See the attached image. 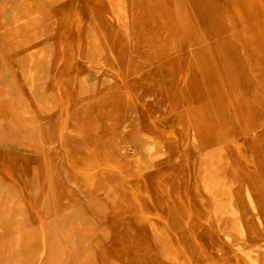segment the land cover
<instances>
[{"label": "bare ground", "instance_id": "bare-ground-1", "mask_svg": "<svg viewBox=\"0 0 264 264\" xmlns=\"http://www.w3.org/2000/svg\"><path fill=\"white\" fill-rule=\"evenodd\" d=\"M58 1L2 0L0 36L6 39L16 38L18 41L34 38V45L18 48L12 54L6 75L0 77V85L6 84L11 79V68L14 65L21 72L23 84L30 88L36 85L37 68L42 61L46 63L51 50V46L46 45L48 42L46 38L49 40L50 32L44 28L45 19L39 12ZM96 3L98 5L95 4L96 7L91 10L89 17L87 33L92 40L87 49L99 78L94 79L89 86L81 80L82 108L79 113L83 114L84 119L78 123L75 143L76 146H83L92 159L94 154L88 151L94 148L99 151L97 161L92 160V164L97 168L99 187L104 189L119 186L124 180L134 175L131 156L133 137L129 132L133 128V110L140 123L147 122L149 115H155V113L157 116L166 113H178L185 116L190 127L193 145L212 154L215 153L214 151H217V155L226 152L229 139L252 134L256 139L255 151L259 155L262 154L261 158L256 156V163L264 164V109L253 105L239 88V75L244 72L264 87L263 20L250 32L246 30L236 34L227 32L230 28H234L233 25L239 18L238 13L231 12L228 21L225 19L220 8L223 5L229 6L227 2L221 4L217 0H189L187 5L195 7L196 16L202 19L201 21H208L213 36L224 34L222 38L226 36L232 39V47H225L222 42H219L217 46H203L200 40L207 39V31H194L189 36L183 32L182 36L185 35L190 42L196 43V45H190L183 56H176L151 74L147 69L139 79H134L132 76L119 78L117 72L121 71L122 67L119 61V48L115 42L120 35L117 30L113 31L111 37L114 45H108L105 27L130 25L137 19L144 21V15L137 14L138 0H97ZM146 3L147 7L153 5L155 12L159 11L160 16L161 14L163 16L164 12L161 5L159 6L160 0H147ZM114 6L120 8L115 10ZM121 10L125 14L123 18ZM146 11L152 10L148 8ZM176 13L178 25L181 28L184 20L182 11L177 9ZM46 20L54 21L50 14ZM146 21H148L147 18ZM224 24H229L230 27ZM216 28L221 30L217 31ZM131 58L133 55L130 56L126 69L132 70L136 64L133 61L134 58ZM85 87L87 92L84 90ZM30 96V100L27 97L23 98L25 109L18 110L12 117L24 134L32 133L41 139V117L46 118L48 112L45 111L42 114L44 110L41 105L35 100L34 95ZM39 97L46 104L52 105L53 101L48 98V94ZM150 97L152 98L151 108ZM91 115L104 121L102 129L97 133L90 132L86 127L88 117ZM9 121L11 122V117ZM127 123H130L129 131L126 129ZM135 140L147 164L155 166L158 153L162 150L159 142L152 141L143 134L136 136ZM74 154L76 155L77 152ZM214 157L210 159L213 165L220 161L219 158ZM35 161L41 163L37 157ZM74 161L76 165L79 164V159L75 158ZM45 164L51 169L53 160H46ZM239 177L243 181V190L234 192L228 188L223 191L221 208H215L214 213L236 214L232 205L229 209H225L223 201L226 202L224 197L227 196L231 200L230 203L233 199L239 200L243 208H250L254 214L264 216L262 205L264 189L253 182L255 175L244 173ZM49 180L45 193L35 191L36 200L33 205H28L22 199L20 192L0 177V245L6 242L8 251H11L7 255L10 259L6 261V264H95L94 248L90 246L86 237L97 231L100 238H105L113 227L102 223L98 228L94 223L86 222L84 212L76 208L73 215L58 222L66 241L65 245H62L53 235L54 224L60 219L62 212L70 209L75 202L72 200L71 205L59 206L55 198L61 192L55 190L51 178ZM64 196L65 194H61V197ZM91 204L97 212L101 214L106 212L103 205L96 206L94 202ZM35 210L41 211L44 217L53 220L51 231L43 244L38 239L33 221L30 219V215H34ZM75 213H80V216L76 218ZM114 222L115 228L121 227L120 231L129 245L124 264H135V262L163 264L165 261L170 264H186L188 260L192 264H203L205 260L203 250L199 249L196 238L197 223H190L188 227L176 230L177 237L166 230L159 231L154 223H148L147 228L154 235V239L162 245L154 254L149 249L144 234L130 217L119 216ZM175 225L174 222L172 227ZM231 227L241 232L239 239L246 236L248 227L243 222L233 223ZM258 238L256 242H260V245L249 250L236 249V252L244 256L249 264H260L259 252L264 253V232ZM75 242L78 243L79 250ZM64 246L69 250L66 256L62 252ZM186 251L192 252L191 257L187 256ZM230 252L231 250L225 249V253ZM81 255L83 263L80 262Z\"/></svg>", "mask_w": 264, "mask_h": 264}, {"label": "crops", "instance_id": "crops-1", "mask_svg": "<svg viewBox=\"0 0 264 264\" xmlns=\"http://www.w3.org/2000/svg\"><path fill=\"white\" fill-rule=\"evenodd\" d=\"M188 1L164 0L161 2L165 4V8H175L176 11L180 9L183 18L185 12L195 15L189 21L184 19L181 28L177 20L169 22L167 11H165L164 21L151 18L152 15L157 14L152 8L153 5L148 7L152 10L150 12L138 8L137 14L142 13L144 21L137 19L130 25L105 27L108 45H114L111 37L113 31L117 30L120 35L115 42L119 48V61L122 67V70L117 72L119 78L132 76L134 79H139L147 69L151 74L176 56H183L190 45H196L185 35L182 36L183 32L189 36L194 31L211 30L208 23H203L202 19L196 16L195 7L187 5ZM78 2L81 1L59 0L39 12L45 19L44 28L50 32L49 40L46 38L49 43L47 42L46 45H50L51 50L46 63L42 61L37 68L36 85L30 88L23 84L21 72L16 65L11 68V79L6 84L0 85L1 179L20 191L23 199V193L29 196L35 191L48 189L51 178L53 188L67 196L65 198L59 194L55 198L57 204L65 206L71 205L72 200L75 202L70 209L62 212L60 219L54 224L53 235L57 239L62 237L64 244L65 237L58 222L73 215L75 209L79 208L84 212L85 221L94 223L98 228L104 222L114 223L116 215L130 217L144 234L147 245L154 254L162 245L154 239V235L147 228L148 223H154L159 231L166 230L175 237H177L176 230L188 227L190 223H197V239L205 256L203 264H249L238 252L225 253L218 249L213 241L220 240L216 229L222 234H232L231 236L235 237L230 231L231 223L240 218L246 221L256 220L257 215L246 207L240 217L227 213H214L215 208H221L223 191L228 188L234 192L243 190V181L238 176L240 174L255 175L253 182L264 189V164L258 165L255 160L257 155L261 158L262 154L256 153V139L252 134L229 139L226 152L217 155V151H214L215 155H213L212 152L202 151L193 145L190 127L185 116L178 113L157 116L155 113V115H149L147 122L140 123L133 110V128L129 132L133 137L131 156L134 175L124 180L119 186L104 189L99 187L97 168L92 164L93 159L97 161L99 151L95 148L88 151L94 154L92 159L83 146H76L75 143L78 123L84 119L83 114L79 113L82 108L81 80L89 86L94 79L99 78L87 49L92 39L88 37L89 19L86 20V16L91 11L81 3L78 5ZM145 12L149 14L148 18ZM49 14L53 16L54 21L46 20ZM81 14L84 15V20L80 17ZM0 31L1 34L2 30ZM206 38L213 40L208 32ZM32 45H34V38L18 41L16 38L6 39L0 36V77L6 75L12 54L18 48ZM132 55L134 59H131L136 64L132 70L126 69ZM239 88L253 105L264 109V87L256 83L247 72L239 75ZM84 90L87 92V87ZM45 94H48V98L53 101L51 106L39 97ZM30 95H34L35 100L41 105L44 110L42 114L45 111L48 112L46 118L41 117V139L32 133L24 134L12 117L18 110L25 109L23 98L27 97L30 100ZM151 102L150 97V108ZM166 107L165 105V112ZM103 125L104 121L94 115L88 117L86 123V127L92 133L100 131ZM141 134L147 135L152 141L159 142L162 148L158 153L155 166L147 164L143 153L137 147L135 138ZM212 156L221 158L219 159L221 162L211 164ZM35 157L39 158L41 163L36 162ZM75 158L79 159L77 165ZM49 159L53 160L51 169L45 164ZM237 171L238 175H236ZM211 190L215 192L212 193ZM229 199L227 196L224 197L225 209H229L230 205L238 210L241 209L238 200L233 199L230 203ZM26 201L27 204L33 205L29 197ZM91 202H94V205L102 204L107 208V212L104 214L97 212ZM262 205L264 206V197ZM75 216L77 218L80 213H75ZM262 218L264 219V216ZM31 220L38 239L43 244L51 231L53 220L44 217L39 210H36ZM174 222L176 225L172 227ZM119 228L116 226L117 231L111 233L109 241H102L101 248L94 249L95 264H109L110 258H117L119 264H123L122 258L126 250L120 239ZM95 232L90 236L92 245L100 237L99 233ZM205 238H207L206 241ZM75 245L77 246L78 243L75 242ZM77 247L79 250V246ZM62 252L65 255L69 253V250L64 246ZM10 253L6 242L1 244L0 263L6 264L9 260L7 255ZM186 254L191 257L190 251H186ZM259 255L260 264H264V253L259 252ZM80 262L83 263L82 255ZM135 264L138 263L135 262ZM163 264L170 263L165 261ZM186 264H192V262L188 260Z\"/></svg>", "mask_w": 264, "mask_h": 264}, {"label": "rangeland", "instance_id": "rangeland-1", "mask_svg": "<svg viewBox=\"0 0 264 264\" xmlns=\"http://www.w3.org/2000/svg\"><path fill=\"white\" fill-rule=\"evenodd\" d=\"M80 1L81 2H78V5H79V3H81L83 6L85 5L87 7V9H89V11H91L92 9H95L94 8V7H96L95 4H97L96 3L97 0H80ZM146 1L147 0H138V3L136 4L137 8H141L142 10L148 9ZM163 1L164 0H160L159 6L161 5V2H163ZM218 1H220L221 4H225L226 2L229 4V6H227V7H225L223 5L220 8L221 11H222V14L225 15V19L227 21H228V16H229V14L231 12H233L235 14L238 13V17L239 18L236 20V23L233 25L234 28H230L229 30H227V32H231V33L234 32L235 34L241 32L243 30H246V31L250 32L253 27L259 25V22H261L262 20L264 21V0H243L244 1V2H242L243 4L239 0H218ZM163 4H162L163 7L161 6V8L163 10V11L162 10L161 11L164 12L163 16H165V11H167V13H168L167 18H168L169 22L170 21H176L177 20V13H176L175 8L174 9L171 8V7L165 8V4L164 5ZM168 6H170V5H168ZM113 8L115 10H117L120 7H117V6L115 7L114 6ZM185 11H187V10H185ZM120 12H121V17L123 18V16L125 15L124 12L122 10ZM90 13L87 14L86 20L89 19ZM145 16L148 18L149 14L145 12ZM163 16H162V14L160 16V13L158 11L157 14L155 16L152 15L151 18H153V19L156 18L157 21H164L166 16L165 17H163ZM172 16H173V19H171ZM194 16L195 15L193 13L191 14V12L190 13H188V12L184 13V19H186V21H189V19L191 17H194ZM80 17L82 18V20H84V15L83 14H81ZM205 22L207 23L208 21H205ZM224 25L226 27H230L229 24H224ZM204 27H206V25H204ZM208 27L210 28L209 23H208ZM219 30H221V29H217V31H219ZM204 31H206V29ZM207 32H208V35L210 36V38L213 39V40H207L205 38H201L200 41H201V44L203 46L204 45L205 46H211V45L217 46L219 42H222V43L225 44V47H229V48L232 47V43H231L232 39H230L229 37L225 36V37L222 38L221 36H224V34H221V35H219L217 37H214L211 34V32H212L211 30H207ZM126 126H127L126 127L127 131H129L130 130V123H127ZM76 132H77V130H76ZM219 159H221V158H219ZM236 173H237L236 175H238V171ZM240 175H238V176H240ZM25 192H27V191H25ZM35 195H36L35 192H34V194L32 193V195H29V196L26 195L25 193H23V200L25 202H27L26 198L29 197V201H32V203L34 204V202L36 200V196ZM96 206H98V205H96ZM93 208L96 210V208L94 206H93ZM103 208L106 209V212H107V208L105 206H103ZM232 208L235 210V213H236V214H233V215H238L239 217H240L241 212H243V211L245 212V208H243L242 205H241V209L240 210L236 209L233 206H232ZM248 210L251 211L250 208ZM106 212H104V213H106ZM34 213H36V210L34 211ZM104 213H102V214H104ZM256 215H257V217L255 218L256 219L255 221H246L244 218H242V219L240 218V220H237L236 222H233V223H237V222L241 221L248 227V230L246 229V236L243 239H239V237H238L241 232L239 230H236V229L232 228V227H230V231L235 235V237H232L231 236L232 234L231 235L222 234V233L219 232L218 229H216V231L220 235V240H214L213 241L214 245L218 249L222 250L223 252H225V249L228 250V251L229 250L236 251V249H238V248H242L243 250H249V249H252L255 246L260 245V242H256V241L259 239L258 238L259 236L263 235V232H264V219L262 218L263 215H259V214H256ZM119 216L122 217L123 215H121V214L120 215H116V217H119ZM30 217H32V215H30ZM233 223H231V225ZM105 224L109 225L111 227L114 225L113 226V230L109 231V234H108L107 237H105V238H100L99 237L94 245H92L90 243V240H91L90 236L91 235H88L86 237V239L89 240L90 246H92V248H94V249L101 248L102 241L103 240L109 241L110 240L109 237H110L111 233L117 231V229H115V222L114 223H105ZM212 224H215V223H212ZM120 229H121V227L119 228V230ZM196 233H198V229L196 230ZM120 234H121L120 235V239H122L124 248H125V250L127 252V248L129 247V245L127 243L126 237L123 235V233L121 231H120ZM206 239L207 238H205V241H206ZM94 240H96V239H94ZM94 240H93V242H94ZM58 241L62 245H65L64 244V239L62 237H60L58 239ZM197 241H198V239H197ZM90 246H89V248H90ZM198 247H199V249H201L200 243H199ZM66 254L67 253H65V256H66ZM191 254H192V252H191ZM7 257H9V256H7ZM126 258H127V256H126V253H125V255L122 258V263L123 264H124V261L126 260ZM9 259H10V257H9ZM119 263L120 262H119V260L117 258H110V260H109V264H119ZM1 264H4V263H1Z\"/></svg>", "mask_w": 264, "mask_h": 264}]
</instances>
